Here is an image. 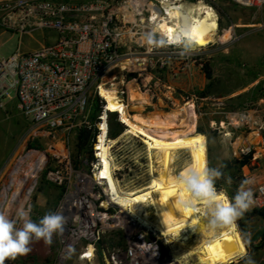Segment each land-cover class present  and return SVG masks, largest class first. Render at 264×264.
<instances>
[{
	"label": "built area",
	"instance_id": "built-area-1",
	"mask_svg": "<svg viewBox=\"0 0 264 264\" xmlns=\"http://www.w3.org/2000/svg\"><path fill=\"white\" fill-rule=\"evenodd\" d=\"M220 1L0 0L2 30L20 38L36 31L52 35L33 51L18 48L9 57L0 54V108L15 99L33 136L53 140L51 163L45 162L47 178L65 188L55 210L63 212L67 224L63 236L48 247L53 255L50 264H67L74 254L84 264H187L186 259L173 260L170 237L127 212L111 191L109 177L119 190L125 187L120 178L124 167L118 160L121 148L111 137L110 118L115 116L124 126L119 138L130 135L146 143L140 136L126 134L122 111H108L100 91L113 92L129 116L138 113L133 104L143 99L144 114L153 113L145 112L151 106L158 110L156 102H166V112L191 105L196 110V104L207 99L194 86L196 69L204 71L196 54L212 44L197 46L184 36H178L182 43L169 40L159 32V23L179 20L176 12L182 4L204 2L214 7ZM234 1L264 8V0ZM147 32L165 42L149 46L144 39ZM131 86L145 97L129 102ZM225 124H249V117L236 114L221 122ZM84 128L92 132L90 153L74 157L78 133ZM251 151L249 145L242 149L244 155ZM242 171L246 179L255 181L250 185L252 210L264 209V176L254 174L250 165Z\"/></svg>",
	"mask_w": 264,
	"mask_h": 264
},
{
	"label": "rangeland",
	"instance_id": "rangeland-1",
	"mask_svg": "<svg viewBox=\"0 0 264 264\" xmlns=\"http://www.w3.org/2000/svg\"><path fill=\"white\" fill-rule=\"evenodd\" d=\"M213 8L218 15L219 23L217 42L196 54L198 62L202 65L207 64L213 72V80L209 82L205 72L196 69L194 86L199 90L202 98H207L196 104L197 132L203 133L209 142V167L225 165L234 158H241L249 134H256L254 145L251 147L254 152L251 167L254 174L262 177L264 176V8L245 7L234 0H222ZM18 40V36L12 37L8 32L0 35V54L9 57L16 51ZM136 93L141 98L145 97ZM11 96L15 97L14 91H11ZM176 97L179 95L177 94ZM142 103L144 104V99L133 105L142 109ZM156 104L158 110L151 106L145 112L181 111L176 107L166 112V102H156ZM16 106L17 102L14 99L4 109L0 108V200L5 188L10 185L13 178L12 171L20 160L34 154L33 159H27L24 163V167L27 168L35 162L34 160L37 161L40 155L46 157L47 154L46 163L49 165L51 163L48 160L52 152L53 140H39L34 137L32 126ZM161 107L163 110H160ZM236 114H247L249 124L221 126L223 120L228 121L229 117H235ZM113 128H117L115 123ZM119 135L114 139L119 140L118 146L121 148L118 160L124 167L120 175L122 186L133 190L144 188L151 179L147 146L130 135L120 138ZM75 152L76 150L73 153L74 157ZM74 157L73 162H75ZM187 158L188 154L178 160L179 168ZM47 166L43 164L38 175L29 182L20 197L24 199L26 189L29 186L33 187L24 206L25 209H31L33 220H38L48 210H55L65 191V188L48 180ZM61 167L65 173V164H61ZM225 174L231 176L232 183L226 184L224 180L217 182L222 189L221 193L231 199L246 178L242 169H226ZM254 182L252 180V183ZM13 191L14 187L8 189L6 200L11 198ZM16 205L18 210V204ZM4 207L1 206L0 209L4 211ZM240 220L245 222L243 233L239 228V220L236 226L246 244L247 254L255 259L256 264H264V218L253 215L251 210ZM246 234L251 235L250 244L246 241ZM48 247L42 242L34 243L30 253L18 256L15 260H7L5 264H50L53 255ZM254 248L259 249L254 253ZM244 256L239 257L233 264H243ZM195 260V255L186 259L187 264H192ZM67 264L84 263L80 261L78 254H74Z\"/></svg>",
	"mask_w": 264,
	"mask_h": 264
},
{
	"label": "bare ground",
	"instance_id": "bare-ground-1",
	"mask_svg": "<svg viewBox=\"0 0 264 264\" xmlns=\"http://www.w3.org/2000/svg\"><path fill=\"white\" fill-rule=\"evenodd\" d=\"M176 13L179 20H163L159 23V32L169 40L175 41L178 36H184L185 40L197 46L217 42L219 23L213 7L204 2L194 6L182 4ZM127 63L132 65L134 62ZM132 87L129 90L130 101L141 100ZM100 93L107 100L108 111H122V119L128 126L126 134L143 138L150 158L151 179L144 188L119 190L112 177H109L111 191L117 195L125 210L138 217L143 224L156 227L164 236L170 237L175 262L182 263L195 255L196 260L192 264H231L245 255L247 247L236 224L211 230L204 205L198 200H192L189 204L190 194L174 180L189 166H209V142L203 133L197 132L198 116L194 106L170 113L149 114H144L141 107H134L138 113L129 116L124 106L115 101L113 92L101 88ZM255 135L249 134L247 145L250 147L254 145ZM186 154L187 161L179 168L178 160ZM33 156L31 154L20 160L12 171L10 185L1 195L0 208L5 206L4 211L10 215L17 210L16 204L18 209L24 208L33 187L26 189L24 199H20L21 194L46 162L45 155H40L37 161L24 167L27 159H33ZM108 166L106 163L107 173ZM11 187H14V191L11 198L6 200V192ZM218 199L225 202L230 200L224 193H218Z\"/></svg>",
	"mask_w": 264,
	"mask_h": 264
},
{
	"label": "clouds",
	"instance_id": "clouds-1",
	"mask_svg": "<svg viewBox=\"0 0 264 264\" xmlns=\"http://www.w3.org/2000/svg\"><path fill=\"white\" fill-rule=\"evenodd\" d=\"M144 39L149 46L165 42L152 32L145 33ZM177 43H182L181 38H177ZM225 168L224 164L217 167L205 164L203 168L189 166L174 177L175 182L190 194L189 204L192 200H198L204 205L208 227L213 231L236 224L252 210L255 203L251 179L243 180L229 201L218 199L217 181L223 179L226 184L232 183L231 176L225 174ZM66 224L67 218L59 209L48 210L38 220H33L30 208H20L14 216L0 210V264L27 255L34 243L51 246L54 238L63 236ZM246 241L250 244V234H246ZM242 259L243 264H256L255 259L247 253Z\"/></svg>",
	"mask_w": 264,
	"mask_h": 264
},
{
	"label": "trees",
	"instance_id": "trees-1",
	"mask_svg": "<svg viewBox=\"0 0 264 264\" xmlns=\"http://www.w3.org/2000/svg\"><path fill=\"white\" fill-rule=\"evenodd\" d=\"M205 74H206V78L209 82H211L213 80V72L212 70L206 65H204L203 68ZM116 124L117 128H113V124ZM124 131V126L117 121V118L115 116L110 118V133H111V137L115 138L117 137L119 134H121ZM92 139V132L91 130L84 128L81 129L78 133L77 136V145H76V152H75V156H79L80 154H84V153H90V148H89V143L90 140ZM253 150L246 154L243 155L241 158H234L231 161L227 162L226 168L224 171H226V169H242V167L246 166V165H250L252 166V160H253ZM223 179L218 180L219 182H222ZM216 188H217V192L221 193L222 189L220 188L218 182L216 183ZM251 215V214H249ZM253 215H258L262 218H264V209H254L253 210ZM239 228L241 230V232L243 233V231L245 230V222H242V220H239ZM259 249V248H258ZM257 248H254V253L258 250ZM252 250L250 249L249 252H251Z\"/></svg>",
	"mask_w": 264,
	"mask_h": 264
},
{
	"label": "crops",
	"instance_id": "crops-1",
	"mask_svg": "<svg viewBox=\"0 0 264 264\" xmlns=\"http://www.w3.org/2000/svg\"><path fill=\"white\" fill-rule=\"evenodd\" d=\"M3 33H7V32L0 28V35H2ZM11 36L14 37V36H18V35L11 34ZM51 36L52 35L46 31H36L30 35H25L22 38H20L18 36L19 40H18L17 49L20 48L21 50L26 51V52L33 51V50L39 48L40 46L48 43L50 41ZM9 102H11V101H9ZM16 108H17V106H16Z\"/></svg>",
	"mask_w": 264,
	"mask_h": 264
},
{
	"label": "water",
	"instance_id": "water-1",
	"mask_svg": "<svg viewBox=\"0 0 264 264\" xmlns=\"http://www.w3.org/2000/svg\"><path fill=\"white\" fill-rule=\"evenodd\" d=\"M46 158H48V155L47 154H46ZM231 264H233V262Z\"/></svg>",
	"mask_w": 264,
	"mask_h": 264
}]
</instances>
